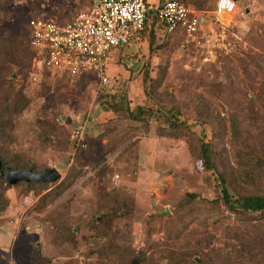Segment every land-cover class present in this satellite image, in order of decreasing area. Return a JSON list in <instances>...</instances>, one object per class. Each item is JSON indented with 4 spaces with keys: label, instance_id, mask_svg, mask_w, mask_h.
I'll return each mask as SVG.
<instances>
[{
    "label": "rangeland",
    "instance_id": "rangeland-1",
    "mask_svg": "<svg viewBox=\"0 0 264 264\" xmlns=\"http://www.w3.org/2000/svg\"><path fill=\"white\" fill-rule=\"evenodd\" d=\"M181 1L205 18L198 42L158 25L106 52L99 83L93 72L24 74L27 20L67 21L88 0H0V104L14 90L29 100L9 116L0 145L31 165L18 168L58 172L38 195L3 186L0 264H124L122 253H109L122 247L146 257L158 248L190 252L191 264L205 253L215 263L232 251L234 237L244 243L241 259L226 264H264V214L226 209L190 153L191 138L210 142L214 164L234 183L249 181L243 170L257 163L250 189H264V0H234L229 22L212 15L213 0ZM135 106L155 111L132 121L127 111ZM168 117L183 120L177 127H188L189 138L156 136ZM75 128L80 137H71ZM73 170L38 209L46 188ZM135 180L147 187L139 191Z\"/></svg>",
    "mask_w": 264,
    "mask_h": 264
},
{
    "label": "built area",
    "instance_id": "built-area-1",
    "mask_svg": "<svg viewBox=\"0 0 264 264\" xmlns=\"http://www.w3.org/2000/svg\"><path fill=\"white\" fill-rule=\"evenodd\" d=\"M88 1L67 21L56 22L40 16L27 20L26 44L30 56L26 65L33 75L47 70L68 74L93 72L103 83L105 53L128 44L149 12L156 27L159 25L166 34L180 30L186 41L198 42L195 38L203 17L179 0H157L152 4L146 0ZM234 12V0H213L211 13L221 22H229ZM80 134L81 130L75 128L71 137ZM115 179L117 175L112 174L110 180Z\"/></svg>",
    "mask_w": 264,
    "mask_h": 264
},
{
    "label": "trees",
    "instance_id": "trees-1",
    "mask_svg": "<svg viewBox=\"0 0 264 264\" xmlns=\"http://www.w3.org/2000/svg\"><path fill=\"white\" fill-rule=\"evenodd\" d=\"M148 14H149L148 18L146 16V19L141 29L133 36L134 39L137 38L138 35H140L141 37H145L143 35V32H145L146 30H147L146 35L148 37L149 35L154 34L156 24L152 20L151 12H149ZM149 18H150V22L148 23L149 25L147 26L146 21ZM27 48H28L27 44H25L24 49H25V60L26 61L28 60L30 56V53H28ZM113 48H116V47H113ZM26 64L27 62L25 63V65ZM24 71H26L24 73L26 75L25 79L29 80V75H33V74L27 69V65L25 66ZM47 71L49 72V70ZM47 71H42L41 73H37L36 76L42 73H47ZM50 72H54V71H50ZM54 73L53 75H57ZM87 73L90 74L92 72H87ZM84 74L85 72H81L77 74H68V73L62 72V73H59V75L57 76H61L64 78H67V77L71 78V77H79ZM30 82H32V80ZM10 93H11V95H9L10 100L9 101L4 100L0 104V138L4 137L2 133V131L4 130V127L10 128L11 126V121L9 119V116L14 114L17 110L21 109L29 101L26 95L23 94L22 92L19 93L18 91L17 93V90H14ZM154 111L155 110L152 109L151 106H144V107L135 106L133 108L128 109L127 115H128L129 120L142 121L146 118H150L151 115L154 113ZM155 118L156 116L153 117L152 119H155ZM172 119L173 120H171L169 117L165 118V124L163 123L162 125L157 126L154 134L159 137L162 135H165V137H171L174 139H178L181 136H186L189 138L190 131L188 127H186V129L184 130H180L177 127V124L178 126L184 125L183 120L178 121L175 117ZM206 122L209 123L210 126L213 125L214 123L212 121H206ZM191 140H193V144H195V148L191 149L190 153L192 154V157H194L195 159H199L201 166L204 168L206 172L210 174L214 182V185L218 188V192H217L218 197L220 198V201L225 206V208L228 209L229 211H232L233 213L262 212V214H264V189L260 193L252 192V190L250 189V185H249L250 184L249 181H252L251 175L249 173V169L254 168V167H259V164L256 163L254 165H247V168H244L243 172L249 181L238 180L234 183L225 176L223 171L222 172L220 171L219 166H216L214 164L213 155H212L213 150L211 148L210 142L206 140L202 141L200 140L198 136L195 137V142L193 138H191ZM169 150L172 151L171 149ZM0 164L1 166L4 164L8 165V167H11V168L31 166L28 162H25L24 159L21 158L20 156L19 157L10 156L7 153V148L3 147L2 145H0ZM263 164H264V160H263ZM71 174H72L71 171H69L68 174L66 175V178L59 180L58 183L50 187V189H48L49 187L46 188L47 190L44 193H42L38 198V202H39L37 206L38 209L42 208L45 205L47 197H50L52 195L55 196L59 194L67 186V184L70 183L69 182L70 179H72V177L76 175L75 170H73L74 175H71ZM67 180H69L68 181L69 183L66 182ZM15 184H16L15 186L18 188V191L20 193L25 194L31 191L33 194H36V195H38L40 192V189H43L44 186L46 185L44 183L32 182V181H28V182L17 181ZM3 186L8 187L9 184H6V183L3 184V180L0 177V211H1V207L4 208V206H6L5 203L7 204V200L4 197V191H3L4 187ZM262 187L264 188V185H262ZM234 239H236V243H233L232 251L230 253L229 252L224 253L219 262L216 261L215 263H212L214 260L212 259L213 260L212 261L210 258L206 256L207 254L202 253L201 254L202 258H200L196 262V264H222L224 260L226 264L228 262V260L226 259L228 258H231L233 262L240 260L241 254L243 251L242 246L244 243L241 242L238 237H234ZM247 245H249V243H247ZM110 250L111 251H109V253L111 254V256H115L119 253H122L125 258L124 264H132L131 263L132 259H135V261L137 262L136 264H155L156 260H159L162 257H166L167 259L166 264H191L190 258L192 256L190 252L175 253V252L168 251V249H163V248H158L157 254H150L148 257L145 256L144 252H138L137 254H133V252L130 251L128 247H122L119 249L116 248V249H110ZM46 261L47 259H44V258L42 259L43 264L46 263Z\"/></svg>",
    "mask_w": 264,
    "mask_h": 264
},
{
    "label": "water",
    "instance_id": "water-1",
    "mask_svg": "<svg viewBox=\"0 0 264 264\" xmlns=\"http://www.w3.org/2000/svg\"><path fill=\"white\" fill-rule=\"evenodd\" d=\"M0 176L9 185L15 184L17 181L50 183V181L53 182L58 178V172L52 167L33 172L29 168L11 169L0 164ZM132 264H136V261L132 260Z\"/></svg>",
    "mask_w": 264,
    "mask_h": 264
},
{
    "label": "crops",
    "instance_id": "crops-1",
    "mask_svg": "<svg viewBox=\"0 0 264 264\" xmlns=\"http://www.w3.org/2000/svg\"><path fill=\"white\" fill-rule=\"evenodd\" d=\"M157 0H146V2H148L149 4H152L153 2H156ZM202 20V18H200ZM202 21H205L204 17H203V20ZM110 69V68H109ZM112 69H110L111 71ZM146 168V167H145ZM148 170L150 171L149 173L151 174L153 172V170L150 168V167H147ZM131 183L134 184V186L136 185L139 189V191L145 187H147L144 183V181H142V183H139V180H135V181H132ZM3 240H6L5 238ZM1 239H0V243H1Z\"/></svg>",
    "mask_w": 264,
    "mask_h": 264
},
{
    "label": "flooded vegetation",
    "instance_id": "flooded-vegetation-1",
    "mask_svg": "<svg viewBox=\"0 0 264 264\" xmlns=\"http://www.w3.org/2000/svg\"><path fill=\"white\" fill-rule=\"evenodd\" d=\"M132 263V262H131Z\"/></svg>",
    "mask_w": 264,
    "mask_h": 264
}]
</instances>
